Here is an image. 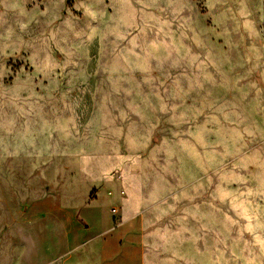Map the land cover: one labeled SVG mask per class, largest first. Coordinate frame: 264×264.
<instances>
[{
    "label": "rangeland",
    "instance_id": "rangeland-1",
    "mask_svg": "<svg viewBox=\"0 0 264 264\" xmlns=\"http://www.w3.org/2000/svg\"><path fill=\"white\" fill-rule=\"evenodd\" d=\"M0 264H264V0H0Z\"/></svg>",
    "mask_w": 264,
    "mask_h": 264
}]
</instances>
